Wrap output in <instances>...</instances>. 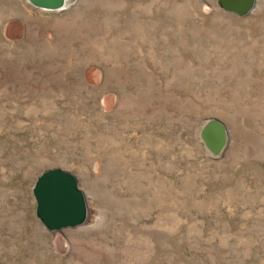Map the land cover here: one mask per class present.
I'll list each match as a JSON object with an SVG mask.
<instances>
[{"label":"rangeland","instance_id":"rangeland-1","mask_svg":"<svg viewBox=\"0 0 264 264\" xmlns=\"http://www.w3.org/2000/svg\"><path fill=\"white\" fill-rule=\"evenodd\" d=\"M54 167L88 218L52 232ZM0 264H264V0H0Z\"/></svg>","mask_w":264,"mask_h":264},{"label":"water","instance_id":"water-1","mask_svg":"<svg viewBox=\"0 0 264 264\" xmlns=\"http://www.w3.org/2000/svg\"><path fill=\"white\" fill-rule=\"evenodd\" d=\"M46 10H61L68 0H28ZM218 6L229 13L247 16L256 0H217ZM205 146L214 155L222 154L229 142L228 129L219 119L206 120L200 130ZM35 215L48 231H60L83 224L88 218L86 196L78 185L77 177L59 167L49 168L36 178L32 190Z\"/></svg>","mask_w":264,"mask_h":264},{"label":"bare ground","instance_id":"bare-ground-1","mask_svg":"<svg viewBox=\"0 0 264 264\" xmlns=\"http://www.w3.org/2000/svg\"><path fill=\"white\" fill-rule=\"evenodd\" d=\"M68 1H69V0H68ZM68 1L65 3L66 6L68 5ZM66 6H65V8H66ZM54 11H56V10H54Z\"/></svg>","mask_w":264,"mask_h":264}]
</instances>
